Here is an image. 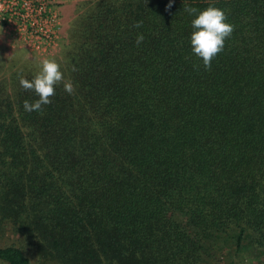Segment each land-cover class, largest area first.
<instances>
[{
    "label": "trees",
    "instance_id": "trees-1",
    "mask_svg": "<svg viewBox=\"0 0 264 264\" xmlns=\"http://www.w3.org/2000/svg\"><path fill=\"white\" fill-rule=\"evenodd\" d=\"M86 2L74 94L27 112L35 74L0 78V263L264 264V0ZM209 5L234 31L206 70L184 7Z\"/></svg>",
    "mask_w": 264,
    "mask_h": 264
},
{
    "label": "rangeland",
    "instance_id": "rangeland-1",
    "mask_svg": "<svg viewBox=\"0 0 264 264\" xmlns=\"http://www.w3.org/2000/svg\"><path fill=\"white\" fill-rule=\"evenodd\" d=\"M46 1L53 13L51 22L55 25L54 34L50 37H23L17 27L18 18L12 13L19 10L21 0H9L3 5L4 12L12 15L9 22L0 19V78L16 70L36 74L44 59H55L67 40L75 17L87 4V0ZM4 240L1 238L0 243L5 242ZM253 263L261 264L255 260ZM219 264H222L221 260ZM238 264L247 263L241 261Z\"/></svg>",
    "mask_w": 264,
    "mask_h": 264
},
{
    "label": "clouds",
    "instance_id": "clouds-1",
    "mask_svg": "<svg viewBox=\"0 0 264 264\" xmlns=\"http://www.w3.org/2000/svg\"><path fill=\"white\" fill-rule=\"evenodd\" d=\"M184 11L195 18L191 21L193 29L190 36V44L193 53L201 58L204 68L210 69L212 60L224 49L225 40L230 38L234 31V25L228 23L225 10L209 5L204 10L185 6ZM142 21H137L134 27L141 28ZM144 40V35L139 33L136 44L139 46ZM20 85L25 90L34 91L38 99L34 102L24 101L23 107L27 112H40L43 106L49 105L56 92V86L63 83L64 91L74 94L75 87L71 80H65L61 65L56 59H44L40 70L32 80L21 77Z\"/></svg>",
    "mask_w": 264,
    "mask_h": 264
},
{
    "label": "built area",
    "instance_id": "built-area-1",
    "mask_svg": "<svg viewBox=\"0 0 264 264\" xmlns=\"http://www.w3.org/2000/svg\"><path fill=\"white\" fill-rule=\"evenodd\" d=\"M9 0H0V19L10 21L12 13L18 18L17 27L23 37L53 36L55 25L51 22L53 13L50 12L46 0H21L19 10L4 12L3 5Z\"/></svg>",
    "mask_w": 264,
    "mask_h": 264
}]
</instances>
